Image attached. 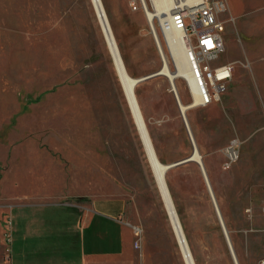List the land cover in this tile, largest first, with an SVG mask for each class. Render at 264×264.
I'll return each instance as SVG.
<instances>
[{
    "label": "rangeland",
    "instance_id": "1",
    "mask_svg": "<svg viewBox=\"0 0 264 264\" xmlns=\"http://www.w3.org/2000/svg\"><path fill=\"white\" fill-rule=\"evenodd\" d=\"M139 1L102 0L134 78L163 65L147 20L154 0H144L146 10ZM227 2L226 49L216 63L233 62V78L219 101L187 109L185 119L239 264H264V0ZM159 19L152 23L174 71ZM177 86L180 101L192 102L183 78ZM135 94L159 160L190 156L192 140L169 79H144ZM233 140L238 158L227 168L225 150ZM144 146L94 0H0L3 239L13 235L2 225L13 196L22 192L49 204L35 211L50 233L81 232L95 264H235L198 163L165 175L180 240Z\"/></svg>",
    "mask_w": 264,
    "mask_h": 264
},
{
    "label": "built area",
    "instance_id": "2",
    "mask_svg": "<svg viewBox=\"0 0 264 264\" xmlns=\"http://www.w3.org/2000/svg\"><path fill=\"white\" fill-rule=\"evenodd\" d=\"M139 3L147 9L144 0ZM132 5L133 9H138L135 1ZM228 9L227 0H172L170 12L159 21L161 31L170 27L180 32L179 43L187 53L190 77L196 84L200 97L197 106L200 107L219 101L235 72L231 61L216 63L226 49L223 15ZM238 153V143L233 140L225 150V167L231 166ZM136 233L141 231L136 230ZM10 238L7 233L6 241Z\"/></svg>",
    "mask_w": 264,
    "mask_h": 264
},
{
    "label": "bare ground",
    "instance_id": "3",
    "mask_svg": "<svg viewBox=\"0 0 264 264\" xmlns=\"http://www.w3.org/2000/svg\"><path fill=\"white\" fill-rule=\"evenodd\" d=\"M94 2L96 4L97 11L100 13L101 23L103 25L108 44L111 48L116 67H117L119 76L121 78L122 84H123V88L125 91L126 98L130 104V107H131V110L133 112L136 124H137L139 132L141 134L143 143L145 145L144 147L146 148V152H147L150 164H151L152 169H153V173L155 176L157 186H158L159 191H160V193L163 197V200L166 204V207H167V210L169 212V215H170L173 227L176 231V234L178 235L180 240H183V238H184L183 229L181 227V223L179 221L177 212L174 208L173 201H172V198L170 196V192L168 190V187L166 184V179H165L166 171H168V168H167L168 164L162 163L155 153L153 144H152L151 139L149 137V134L147 132L145 122H144V119H143V116H142V113H141V110H140V107H139V104L137 101V97L135 94V87L138 84V83H136V81L139 78L132 77L128 73V71L125 67V64L123 62V59H122L120 51H119V48L117 46V40L113 34V31H112L111 26L109 24L108 18L106 16L102 0H94ZM171 2H172V0H154V6H155V10H153L154 12H148L147 13V15H148L147 20L150 21L151 29L154 30V33H156V37L159 41V45L161 46V49H162V44H161L162 42H161L160 37H159V35H158V33H157L153 23H152V20L155 17H160L159 21L163 20L167 16V14L170 12ZM154 33H153V35L155 37ZM162 34L164 36V40H165V43L167 45V49L169 50L170 54L172 55L176 69L174 71H172L170 69V67L167 64V61H166V58H165V55H164L163 49H162V53L161 52L160 53H161L162 58H163V65L161 66L159 71L161 74L165 75L169 79L170 84H171V80L173 81V85H174V88L176 90L178 98H180V97H179V89L177 86V78L180 77L186 81L187 85L189 86V88L192 92L193 100H192V102H181L180 101L181 108L185 113L187 109L193 108V107L198 105L199 100H200L199 93H198L196 84L194 83V81L190 77L187 53H186L184 47L182 46V44L179 43L180 32L175 30V29H172L170 27H166V28H164V30H162ZM156 37H155V41H156ZM156 44H157V41H156ZM171 89H172V91H174L172 85H171ZM187 125H188V122H187ZM188 128H189V125H188ZM189 131H190V128H189ZM190 134L192 136L191 131H190ZM192 138H193V136H192ZM193 141H194V139H193ZM194 156L196 157V159H199V157L196 153ZM228 235H229V233H228ZM225 238H226V235H225ZM231 244H232V242H231ZM182 245H183V250H184L185 254L188 255V257H189V255H190L189 249L187 248V246L183 242H182ZM232 247H233V245H232ZM229 248H230V246H229Z\"/></svg>",
    "mask_w": 264,
    "mask_h": 264
},
{
    "label": "crops",
    "instance_id": "4",
    "mask_svg": "<svg viewBox=\"0 0 264 264\" xmlns=\"http://www.w3.org/2000/svg\"><path fill=\"white\" fill-rule=\"evenodd\" d=\"M13 198L14 202L8 206V218H5L2 225L4 229L9 228L13 235L9 242L0 235V264L3 250L8 252L6 264H21L22 261L29 259L43 261L42 264H95L88 259V251L83 250L81 232L76 233V238L75 232L62 231L59 234L48 231L46 218L35 210H44L49 204L43 201L32 202L29 200L31 195L22 192L15 194ZM2 210L3 207H0V215ZM74 213L75 211L70 212ZM103 213L107 215L106 212ZM46 240L50 242L52 248L47 249Z\"/></svg>",
    "mask_w": 264,
    "mask_h": 264
},
{
    "label": "water",
    "instance_id": "5",
    "mask_svg": "<svg viewBox=\"0 0 264 264\" xmlns=\"http://www.w3.org/2000/svg\"><path fill=\"white\" fill-rule=\"evenodd\" d=\"M152 32L154 33V30H152ZM154 34H155V37H156V33H154ZM156 41H157L158 49H159L160 52L162 53V49H161V46L159 45V41H158L157 37H156ZM158 74H161L160 71H157L156 73H153V74L148 75V76L141 77V78H139V79L136 81V83H139L140 81H142V80H144V79H147V78H149V77H153V76L158 75ZM171 85H172V87H173V89H174V94H175V96H176V99H177V102H178V105H179V108H180V112H181V114H182V117L184 118V122H185L186 127H187V129H188V131H189V128H188V125H187V122H186V119H185V113H184V111H183L182 108H181V103H180V100H179V98H178V96H177V93H176V90H175V88H174V85H173V81H172V80H171ZM189 134H190V131H189ZM190 137H191V140H192V143H193V153H192L190 156H188V157H186V158H184V159L178 160V161L173 162V163H169V164L167 165V168L170 169V168H172V167H175V166H177V165H180V164H183V163H186V162H189V161H194V162L198 163V165L200 166L201 171H202V173H203V176H204L205 182H206V184H207L208 191H209V193H210V195H211V198H212V201H213V204H214V207H215V211H216L217 217H218V219H219V222H220V224H221V227H222V229H223V232H224V234L226 235V239H227L228 245L230 246V251H231L232 257H233V259H234V263H235V264H239V261H238V258H237V256H236L235 250H234L233 247H232V244H231V241H230V237H229V235H228V230H227V227H226V225H225L223 215H222V213H221V211H220V208H219V206H218V203L216 202V199H215V196H214V192H213L212 186H211V184H210V181H209V178H208V175H207L206 169H205L204 162H203V160H202V155H201V153H200L199 148L195 145V143H194V141H193V138H192L191 134H190ZM195 153L198 155L199 159H196V157L194 156Z\"/></svg>",
    "mask_w": 264,
    "mask_h": 264
}]
</instances>
